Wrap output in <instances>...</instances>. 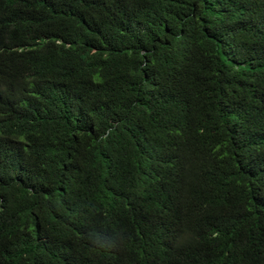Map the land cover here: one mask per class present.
I'll list each match as a JSON object with an SVG mask.
<instances>
[{"label":"trees","instance_id":"1","mask_svg":"<svg viewBox=\"0 0 264 264\" xmlns=\"http://www.w3.org/2000/svg\"><path fill=\"white\" fill-rule=\"evenodd\" d=\"M0 264H264V0H0Z\"/></svg>","mask_w":264,"mask_h":264}]
</instances>
